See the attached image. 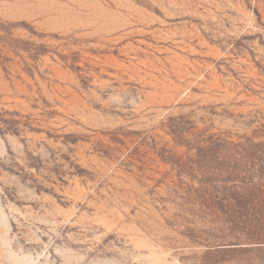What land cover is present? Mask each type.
I'll list each match as a JSON object with an SVG mask.
<instances>
[{
	"label": "rangeland",
	"instance_id": "rangeland-1",
	"mask_svg": "<svg viewBox=\"0 0 264 264\" xmlns=\"http://www.w3.org/2000/svg\"><path fill=\"white\" fill-rule=\"evenodd\" d=\"M175 129L264 141V0H0V264H264Z\"/></svg>",
	"mask_w": 264,
	"mask_h": 264
},
{
	"label": "trees",
	"instance_id": "trees-1",
	"mask_svg": "<svg viewBox=\"0 0 264 264\" xmlns=\"http://www.w3.org/2000/svg\"><path fill=\"white\" fill-rule=\"evenodd\" d=\"M172 133L193 153L187 160L163 157L178 168L180 175L197 182V186L188 185L185 191L196 211L221 225L218 237L232 238L226 243L231 248H239L243 240L264 242V141L249 136L233 139L222 132H202L190 138L176 129Z\"/></svg>",
	"mask_w": 264,
	"mask_h": 264
}]
</instances>
